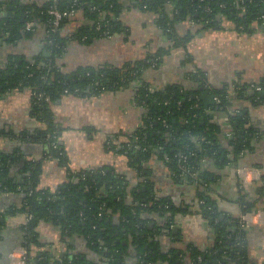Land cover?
Listing matches in <instances>:
<instances>
[{"label":"trees","instance_id":"1","mask_svg":"<svg viewBox=\"0 0 264 264\" xmlns=\"http://www.w3.org/2000/svg\"><path fill=\"white\" fill-rule=\"evenodd\" d=\"M133 7L156 16V27L170 43L168 48L156 49L143 60L120 66L108 63L98 67L81 66L68 73L61 70L59 62L69 42L88 44L98 38L129 36V29L120 19L123 6L119 0H49L41 5H23L16 1L12 14L0 9V40L6 38L8 43H14L30 38L35 28L42 25L48 53L31 60L12 55L0 70V96L13 90L29 91L31 114L44 126L31 132L4 135L21 144H40L44 159L55 161L67 174L66 181L56 190L41 188L44 159H29L19 148L9 154L0 153V195H22L20 205L12 206L8 213L25 218L21 231L22 246L27 251L26 264H65L42 249L44 244L37 233L41 222L58 228L64 242L73 236L82 239L88 252L102 264H125L124 257L130 250L137 252L140 262L145 264H183L182 259L189 264H248L247 232L238 217L218 210L208 192L218 180V174L226 166H235L244 153L252 150L253 141L261 134L250 124L247 108L230 111L229 90L208 88L203 72L197 70L190 74L189 80L196 85L193 90L182 89L180 85L153 90L149 83H141L135 103L145 111L142 125L128 143L117 147L111 142L108 148L109 152L126 157L136 173L135 184L108 166L91 172H70L66 152L59 144L60 131L52 103L63 96L86 99L126 88L140 80L144 71L157 68L173 49H183L190 60L189 42L203 31L222 28L223 18L246 34L253 32L255 25L264 27V0H135ZM51 8L60 12L81 11L91 26L79 27L63 36L62 28L68 17L53 30L52 16L48 14ZM186 21L193 23L191 33L178 36L176 25ZM28 22L34 24L31 30H26ZM256 87L261 90H255ZM203 91L219 99L215 104L218 110L213 107L211 113L205 112L196 99ZM261 92L264 93V77L253 84L248 95L241 88L236 90L235 98L247 100L249 106H258L264 104ZM213 112L223 113L227 118L230 137L226 146L218 141L220 127L215 123ZM153 156L163 162L173 180L195 187V197L200 202L198 213L213 236L212 245L205 250L188 245L182 251L172 249L162 253L156 234L180 241L181 236L174 235L172 227L175 216L184 211L169 199L158 196L144 166ZM183 166L197 175L196 184L182 176ZM12 171L20 176V182L11 177ZM237 203L241 214L257 210L255 202H248L242 194ZM149 222L154 223L153 229L141 228ZM4 227L5 222L0 221V231ZM88 256L91 255L72 256L71 263L94 264Z\"/></svg>","mask_w":264,"mask_h":264},{"label":"crops","instance_id":"2","mask_svg":"<svg viewBox=\"0 0 264 264\" xmlns=\"http://www.w3.org/2000/svg\"><path fill=\"white\" fill-rule=\"evenodd\" d=\"M16 1L23 5H41L49 0H0V9L4 13L12 14L13 3ZM119 4L123 6L120 19L129 29V36L98 38L88 44L69 42L59 62V67L64 73L81 66L98 67L106 63L120 66L126 62L143 60L156 49L168 48L170 43L156 27V16L153 13L134 8L135 0H119ZM221 23L222 28L206 30L193 37L187 49L190 60H187L183 49H173L169 56L163 57L157 68L144 71L140 80L134 81L126 88L86 99L63 96L51 104V109L60 131L59 144L66 152L72 174L91 172L108 166L135 184L137 176L129 167L126 157L109 152L108 148L111 142L117 147L128 143L142 125L145 111L135 103L141 83H149L153 90L163 91L169 85H180L182 89L193 90L196 85L189 80V76L199 70L206 77L208 88L229 90V110L246 107L250 124L261 136L253 141L252 150L244 153L235 166H226L218 174L219 178L211 185L208 194L215 200L220 212L238 218L240 208L237 200L241 194L248 202H255L257 210L252 213L257 215V218L245 228L248 264H264V104L249 106L247 100L235 98L236 90L241 88L244 95H248L253 84L264 77V27L255 25L256 29L246 34L237 31L233 22L228 19L223 18ZM82 26H91V21L84 13L78 11L65 22L62 35L67 36ZM192 28L191 21L176 25L178 36L191 33ZM12 55L22 56L27 60L38 55L47 56L44 26H37L30 38H21L14 43H8L6 38L0 40V70ZM210 95L212 94L203 91L199 97L195 96L206 113H211L213 107L205 105L212 102L214 106L216 104ZM31 113L29 91L13 90L0 96V153L9 154L19 148L29 159H44V148L40 144H21L4 135L7 132L18 134L43 128ZM212 114L215 116V123L220 127L218 141L226 146L229 134L227 118L223 113ZM144 166L158 196L169 199L184 211L175 216L174 226L178 229L172 232L174 235L179 234L182 239L175 241L173 237L162 236L159 240L161 251H182L188 245L205 250L211 246L213 236L205 221L201 219L198 207L194 205L195 187L173 180L167 167L156 156L144 163ZM11 174L16 173L12 171ZM66 177V171L58 168L55 161L44 159L41 188L56 190L66 181ZM259 190H262V197ZM21 197L20 193L0 195V218L5 222V231L0 237V253L14 246L20 239L17 231L21 230L25 218L21 214H9L8 211L12 206L20 205ZM186 208L188 210H184ZM259 218L262 221L258 220ZM37 233L39 241L44 244L42 249L50 252L58 262L72 264V256L77 254H88L91 255L88 259H97L93 253L88 252L82 239L73 236L68 242L62 241L60 230L50 223H39ZM131 254L124 257L125 264H137L136 256ZM181 261L183 264H189L187 260Z\"/></svg>","mask_w":264,"mask_h":264},{"label":"built area","instance_id":"3","mask_svg":"<svg viewBox=\"0 0 264 264\" xmlns=\"http://www.w3.org/2000/svg\"><path fill=\"white\" fill-rule=\"evenodd\" d=\"M48 14L52 16V21H51V25L53 27V30H56V28L59 27V25L61 24V22L63 21L64 18L66 17H72L75 15V11L71 10L68 12H60L59 10H57L56 8H51L48 11ZM34 24L32 22H28L26 24V30H31L33 28ZM257 91H260V88L256 89ZM213 100L216 104L219 103V99L216 97H213ZM228 137H230V133L228 134ZM186 158H184V162H185ZM181 173L182 176L185 178H189L190 180H192V182L194 181L193 184H196L197 182V175L190 171L189 169H186L184 166L181 167ZM242 177V176H241ZM198 205L200 204L199 201H197ZM261 217V216H260ZM254 218H257V215L253 214V213H244L241 214L239 216V223L241 225L242 228H247L249 225L253 224ZM260 221H262V219H258ZM26 259H27V251L26 249L22 246L21 248H17L16 250H14V252L11 254L10 256V263L9 264H26Z\"/></svg>","mask_w":264,"mask_h":264},{"label":"water","instance_id":"4","mask_svg":"<svg viewBox=\"0 0 264 264\" xmlns=\"http://www.w3.org/2000/svg\"><path fill=\"white\" fill-rule=\"evenodd\" d=\"M9 9L12 10V8H9ZM260 95H261V97H264L263 92H261ZM209 97L212 99L213 95H210ZM209 106H212V107L216 108V110H218V108L213 105V102L210 105H205V107H209ZM11 177H16L18 182H20V176L19 175L11 174ZM197 201H198V199L196 198L194 205L199 207ZM172 229H173L172 230L173 232H176L178 228H177V226H173ZM4 231H5V229L4 230L2 229L0 231V237L3 236ZM17 232H18L17 235L20 239L18 240V242L14 246L9 247L8 250H2L1 251V253H0V264H9L10 263V255L12 254V252L14 250H16L17 248L22 247V243H23L22 231L18 230ZM6 233H8V232L6 231Z\"/></svg>","mask_w":264,"mask_h":264},{"label":"flooded vegetation","instance_id":"5","mask_svg":"<svg viewBox=\"0 0 264 264\" xmlns=\"http://www.w3.org/2000/svg\"><path fill=\"white\" fill-rule=\"evenodd\" d=\"M6 13V12H5ZM11 175V174H10ZM0 221H2V219L0 218ZM144 226H147L149 229H153V227H154V223H152V222H149V223H147V224H145V225H141V228L142 227H144ZM157 235V237H156V239L157 240H160V238H161V234L159 233V234H156ZM7 250V249H6ZM14 252V251H13ZM12 252V253H13ZM132 253V254H131ZM162 253H164L163 251H162ZM129 254H131V255H134V256H136V259H137V264H145L142 260H141V262H140V256H138L137 255V252H135V251H132V250H130L129 251ZM11 256V255H10ZM96 260V261H95ZM94 264H102L101 263V260L97 257V259H94L93 261H92ZM118 264H121L120 262L118 263ZM151 264H156V263H151Z\"/></svg>","mask_w":264,"mask_h":264}]
</instances>
